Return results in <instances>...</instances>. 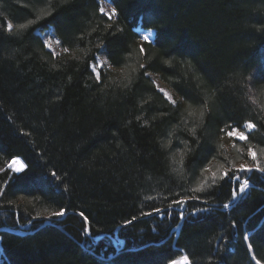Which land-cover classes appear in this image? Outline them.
Segmentation results:
<instances>
[{
  "label": "trees",
  "instance_id": "16d2710c",
  "mask_svg": "<svg viewBox=\"0 0 264 264\" xmlns=\"http://www.w3.org/2000/svg\"><path fill=\"white\" fill-rule=\"evenodd\" d=\"M98 1L0 0V264H264V0Z\"/></svg>",
  "mask_w": 264,
  "mask_h": 264
},
{
  "label": "snow or ice",
  "instance_id": "6c2138e0",
  "mask_svg": "<svg viewBox=\"0 0 264 264\" xmlns=\"http://www.w3.org/2000/svg\"><path fill=\"white\" fill-rule=\"evenodd\" d=\"M109 2H111V0H109ZM99 11L101 13H104L105 15H107L109 17V19L111 18L112 15H114L116 13V9L115 8H112L110 12L106 11L104 7H100ZM23 27V25H22ZM12 28H13V25L12 24H7V30L9 32L12 31ZM143 39L145 41H147L149 39V37L147 35H145L143 37ZM57 43H59V41H57ZM45 46L47 47H51V44H49L47 41H45ZM65 52L68 51L67 48L64 49ZM141 52H144V49L141 48L140 49ZM96 63H94L92 65V68H93V71L96 73V78L99 79L100 78V73L98 71L99 68H103L104 67V61H101L99 59V57H96ZM141 67H143V65H141ZM161 92H163L164 96L168 98L169 101H171L173 104L176 103V101L166 92L164 91L163 89H160ZM201 115H203V113H201ZM245 127L250 131L252 129H254L256 127V125L252 122V121H247L245 123ZM227 135L229 137H235L241 141H246L248 139V136L247 134L244 132V131H240L238 128H232L231 130H229L227 132ZM248 155L250 156V158L253 160V161H257V163L255 164V168L257 171L261 172V173H264V167H261L259 162H258V153L255 149L253 148H249L248 149ZM18 165V166H17ZM9 168L12 169V171L14 172H21L23 171V169L26 167V165H24L18 157H13L12 158V161L9 163L8 165ZM3 169H0V172H2ZM233 169H225L224 172L222 173L220 179H224L225 177H228L230 172H232ZM237 173H244V172H250L252 171V167L248 166V165H241L239 167V169H236L235 170ZM52 176L56 179H59V177L56 175V172L53 171L52 172ZM212 176H213V182H215V177H216V173L213 172L212 173ZM232 179H235L237 181H239V184H238V190L240 193H243L249 186V179L248 178H244L243 180H240L239 178V175H234L231 177ZM203 188V185H201L200 188L196 189L197 191H201ZM0 194H2V189H0ZM237 195V189L236 188H233L232 190V196L235 197ZM199 197H197L198 199ZM149 199H151L149 197ZM187 202V198L186 197H182L181 199H177V200H174L172 201V203L174 204H177V205H183ZM225 208L228 207L227 204L224 205ZM67 208L66 207H61L59 209V211H56L54 213H52V215H55V216H63L66 214L67 212ZM155 212V213H161L162 212V209L160 208H153L152 211L150 212H141V215L142 216H150L152 215V213ZM81 217H83V220L85 222V224L87 225L88 224V217L85 215V213L83 211H80L78 213ZM37 215H40L39 213ZM180 217L183 218L184 217V214L181 212L180 213ZM137 219L136 216H132L131 219L129 220H125L124 223L127 224V225H130L133 223V221H135ZM234 223V222H233ZM90 231V228L89 227H85L84 228V232L87 233ZM245 240H248L249 238L247 236L244 237ZM248 248L251 249L252 248V245L251 243L248 244ZM253 259H256L255 257H253ZM168 264H191V261L189 259V257L187 255H184L182 256L179 260L177 259H172V260H169L168 261ZM256 264H262V261L259 260V259H256Z\"/></svg>",
  "mask_w": 264,
  "mask_h": 264
},
{
  "label": "rangeland",
  "instance_id": "374dc122",
  "mask_svg": "<svg viewBox=\"0 0 264 264\" xmlns=\"http://www.w3.org/2000/svg\"><path fill=\"white\" fill-rule=\"evenodd\" d=\"M98 6H99V9H100V7H104L105 8V10L106 11H108V12H110L111 11V9L112 8H114L111 4H110V2L109 1H107V0H99L98 1ZM102 14H104V13H102ZM105 15V14H104ZM108 19H109V17L107 16V15H105ZM115 16H116V13L114 14V15H112L111 16V18L110 19H114L115 18ZM7 25V24H6ZM137 32L139 33V35H140V37H141V39L143 40V41H145L144 39H143V37L145 36V35H147L148 37H149V39L147 40V42H150V41H152L153 40V38H154V31H152V30H150V29H143V28H141V27H138L137 29ZM38 34H39V36H40V38H41V40H42V42H43V44H44V46H45V41H47L49 44H51V47H47V46H45V48L48 50V51H50L53 55H60L62 52H64V48L62 47V45L60 44V42L59 43H57V41H59L57 38H56V36L54 35V32H53V29L52 28H47V29H44V30H41V31H38ZM101 51L102 50H99L98 49V51H97V53L95 54V56H94V59H93V61L90 63V68H91V70H92V72H93V74L96 76V73L93 71V68H92V65L94 64V63H96V57H99V59L101 60V61H104V67L103 68H107L108 67V63H107V60H106V57H105V54H104V52L102 51V53H101ZM105 59V60H104ZM100 69H102V68H99L98 70H100ZM251 77H256V72H253L252 74H251ZM154 82V81H153ZM161 83V82H160ZM155 84V83H154ZM161 85L166 89V91H167V93L172 97V94H171V91L165 86V85H163L162 83H161ZM155 87L158 89V87L156 86V84H155ZM159 90V89H158ZM161 93V92H160ZM161 94H163V93H161ZM163 96H164V94H163ZM165 97V96H164ZM167 98V97H166ZM168 99V98H167ZM240 131H244L245 133L246 132H248L249 130L245 127V124L242 126V129H239ZM251 131V130H250ZM231 138H234V139H237V138H235V137H231ZM239 140V139H238ZM20 160V159H19ZM21 161V160H20ZM241 165H248V166H250V167H252L251 165H249V164H244V163H240V164H238V166H237V168L239 169V167L241 166ZM18 166V165H17ZM240 180H243V179H240ZM180 259V258H179ZM179 259H177V260H179Z\"/></svg>",
  "mask_w": 264,
  "mask_h": 264
},
{
  "label": "bare ground",
  "instance_id": "6f19581e",
  "mask_svg": "<svg viewBox=\"0 0 264 264\" xmlns=\"http://www.w3.org/2000/svg\"><path fill=\"white\" fill-rule=\"evenodd\" d=\"M101 53H102V51H101ZM105 60V59H104ZM151 75V78H152V80L154 81V83L156 84V86L158 87V89H159V91H160V89H163L164 91H166V89L161 85V83H160V81L156 78V77H154L152 74H150ZM161 92V91H160ZM167 92V91H166ZM161 93H163V92H161Z\"/></svg>",
  "mask_w": 264,
  "mask_h": 264
},
{
  "label": "water",
  "instance_id": "95a60500",
  "mask_svg": "<svg viewBox=\"0 0 264 264\" xmlns=\"http://www.w3.org/2000/svg\"><path fill=\"white\" fill-rule=\"evenodd\" d=\"M158 90V89H157ZM159 91V90H158ZM160 92V91H159ZM166 98V97H165ZM167 99V98H166Z\"/></svg>",
  "mask_w": 264,
  "mask_h": 264
}]
</instances>
